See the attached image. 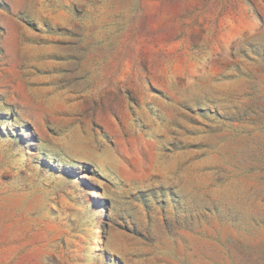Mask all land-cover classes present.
Returning a JSON list of instances; mask_svg holds the SVG:
<instances>
[{
  "label": "rangeland",
  "instance_id": "374dc122",
  "mask_svg": "<svg viewBox=\"0 0 264 264\" xmlns=\"http://www.w3.org/2000/svg\"><path fill=\"white\" fill-rule=\"evenodd\" d=\"M0 264H264V0H0Z\"/></svg>",
  "mask_w": 264,
  "mask_h": 264
}]
</instances>
